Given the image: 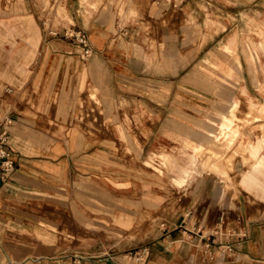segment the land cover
I'll list each match as a JSON object with an SVG mask.
<instances>
[{"label":"rangeland","instance_id":"rangeland-1","mask_svg":"<svg viewBox=\"0 0 264 264\" xmlns=\"http://www.w3.org/2000/svg\"><path fill=\"white\" fill-rule=\"evenodd\" d=\"M79 1L76 0L74 8L65 0L42 2V19L53 17L52 33L60 32L61 26L69 27V24H74L87 37L90 26L106 30L96 15L86 16ZM135 2L140 4L138 14L127 18L122 25L116 23V33H108L114 39L116 51L124 55L117 58L113 71H107V88L95 92L90 84L86 89L76 87L75 94L80 90L85 99H48L44 103L31 96L28 99L32 108L38 110L43 104L49 114L47 128L36 126L37 129L45 130L51 139H58L64 145V135L75 129L82 144L75 152H62L58 158L62 163L60 177L46 179L39 188L21 192L6 204L7 208L15 209L6 220L14 226L8 229L9 238L38 247L39 254L52 260L70 262L75 257H83L85 262L119 263L125 255L149 248L167 236L169 240L182 236L189 241L197 237L198 250L202 252V242H211L210 233L214 230L202 221L211 217L203 219L197 214L200 208L221 207L229 213L228 216L222 213V219L227 218L229 222L242 213L248 222L264 225V201L238 184L247 166L239 154L234 155L239 143L255 140L264 132V118L254 120L241 95L244 88L255 103H264V92L258 88L264 84V55L259 54L254 81L243 54L246 45L258 44L264 34V0H195L196 8L185 3L170 9L156 0ZM62 7L65 9L60 14L58 9ZM151 7L155 13H151ZM233 38L243 69L237 81L229 75L233 63L223 48ZM259 66H263L262 71L258 70ZM122 67L125 71H121ZM230 73L234 75V70ZM205 74L231 80L232 97L241 101L237 111L241 134L234 144L226 149L225 141L212 142L210 147L214 152L201 154L202 160L221 158L222 168L230 180L210 171L212 174L204 175L203 180L197 178L192 185L177 187L170 178L174 174L166 171L158 154H169L182 161L186 129L178 123L195 127V123L217 121L218 110L226 111L228 105L229 97L213 94L205 85ZM91 92L95 95L91 96ZM37 122L41 123L42 119ZM232 124L227 121L228 126ZM140 147L143 150L138 155ZM107 178L125 185L115 186ZM91 180L102 182L116 197L141 201L161 196L160 208L152 210L155 223L151 225L149 220L136 223L132 239H127L126 231L112 222L106 226L108 230L80 224L79 213L96 214L85 205V201L93 199L81 187ZM187 211L193 214L186 216ZM36 229L54 231L58 235L55 246L41 247L34 235ZM63 229L75 237L65 239L61 235ZM220 237L223 239V233Z\"/></svg>","mask_w":264,"mask_h":264},{"label":"crops","instance_id":"crops-1","mask_svg":"<svg viewBox=\"0 0 264 264\" xmlns=\"http://www.w3.org/2000/svg\"><path fill=\"white\" fill-rule=\"evenodd\" d=\"M43 1L0 0V119L7 116L13 119L9 128V146L17 157V170L13 180L7 185L0 184V264H109L98 261L85 262L83 257H75L70 262L52 260L39 254L38 247L9 238L8 229H13L14 226L8 224L6 220L8 215L15 213V209L7 208L6 204L21 192H31L39 188L46 179L60 177L62 163L58 158L62 156V152L64 150L75 152L82 147L78 141L80 135L75 129H70L64 135L66 145L61 144L58 139H51L45 130L37 129L36 126L47 128L46 120L49 114H46L43 104L36 109L37 111L32 108L29 105V96L31 99H40V103L48 99H85L80 90L75 94L76 87L79 89L84 86L86 89L90 84L95 92H102V87L107 88L109 86L107 71H113L117 58L124 55L116 51L114 39H111L108 33H116V23L122 25L127 18L137 15L140 4L135 0H121L119 3L113 0H80L86 16L96 15L97 20L106 26V30L95 25L89 27L91 32L88 39L93 52L90 57L84 58L79 47L76 46L79 50L73 48L75 46L59 34L65 26L60 27L58 34L51 33L53 17L42 19ZM65 1L72 8L76 6V0ZM159 4H163L167 9L178 8L164 1ZM186 5H193L196 8L195 0L189 1ZM154 8L151 7V13H155ZM63 9L65 8L58 9V12L63 14ZM77 22L82 23L81 19H77ZM79 28L82 29L81 26ZM261 37L258 44H249L250 48L252 46L251 50L246 45L247 48L243 52L254 81L259 54L264 55V34ZM236 43L235 38L230 39L223 48L231 56L233 63V67L229 68V75L232 78L234 76L237 81L241 78L243 69ZM122 45H125L123 41ZM233 70L234 75L230 73ZM258 70L262 71L263 66ZM121 71H125V67H122ZM204 76V83L213 94L229 97V100H226L228 105L226 111L218 110L217 121L208 124L195 123V127L178 123L180 127L186 129V138L182 139L184 146L182 161L169 154H158L166 171L174 174L170 178L172 184L177 187L192 185L197 178L203 180L212 173L230 180L222 168L221 158L209 157L202 160L201 154L214 152L210 147L212 142L223 140L226 149L234 144L241 134L240 119L237 115L241 101L232 97L234 83L231 80L226 78L220 80L207 74ZM258 88L264 92V84ZM95 92H91V96H94ZM241 95L245 97L249 114H254L253 119H263L264 103H255L244 88L241 89ZM38 119H42V122H37ZM227 121L234 124L228 126ZM170 122L177 124L176 121ZM142 150L143 147L138 149V155ZM263 151L262 131L255 140L239 143L234 155L239 154L247 166L238 184L249 194L264 201ZM107 180L115 186L125 185L109 178ZM81 187L93 199L85 201V205L96 214L90 216L89 213H79L77 215L79 223L91 229L106 230V226L112 222L113 226L126 231L127 239L134 237L136 223L141 224L147 220L151 225L155 223L152 210H158L162 202L161 196L141 201L113 196L100 181H86ZM213 199L218 200L217 197ZM173 204L174 201L171 207ZM222 213L229 215L221 207L198 209L197 214L203 216V219H206V216L211 217L202 221L208 222L207 228L214 230L210 233V236H213L212 241L202 242L201 246L204 248L202 252L198 250L197 237L189 241L182 236L169 240L167 236L147 248L145 264H264V225L257 226L248 222L242 213L229 222L227 218L222 219ZM190 214L193 212L187 211L186 216ZM199 226H202L200 222ZM115 232L120 234L118 230ZM221 233L223 239L220 237ZM34 235L41 247L52 248L58 239L54 231L36 229ZM61 235L67 240L75 237L68 229H63ZM101 235L109 237L110 234ZM221 249L223 251H220Z\"/></svg>","mask_w":264,"mask_h":264},{"label":"built area","instance_id":"built-area-1","mask_svg":"<svg viewBox=\"0 0 264 264\" xmlns=\"http://www.w3.org/2000/svg\"><path fill=\"white\" fill-rule=\"evenodd\" d=\"M166 2L174 7H180L191 0H156V3ZM52 33V32H51ZM52 34H58L52 33ZM63 39L76 45L82 51L84 58L90 57L92 55V47L90 45L87 35L81 31L76 30L73 26L64 27L59 33ZM13 122V119L9 116L0 119V184H9L16 173L17 170V157L15 152L9 146L10 131L9 128ZM148 256V249L144 248L135 254H130L128 256L129 260H135L133 264H145ZM125 264V263H117Z\"/></svg>","mask_w":264,"mask_h":264},{"label":"bare ground","instance_id":"bare-ground-1","mask_svg":"<svg viewBox=\"0 0 264 264\" xmlns=\"http://www.w3.org/2000/svg\"><path fill=\"white\" fill-rule=\"evenodd\" d=\"M113 1L116 2V3H119L121 0H113ZM202 147H205V146H202ZM120 261H121V263H125V264H133V263H135V260H129L128 255H125L124 257H122L120 259Z\"/></svg>","mask_w":264,"mask_h":264}]
</instances>
